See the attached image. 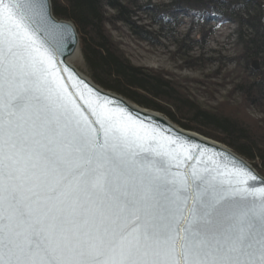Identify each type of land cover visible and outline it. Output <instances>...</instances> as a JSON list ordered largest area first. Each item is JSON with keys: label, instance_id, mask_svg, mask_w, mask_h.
<instances>
[{"label": "snow or ice", "instance_id": "obj_1", "mask_svg": "<svg viewBox=\"0 0 264 264\" xmlns=\"http://www.w3.org/2000/svg\"><path fill=\"white\" fill-rule=\"evenodd\" d=\"M74 40L49 0H0V264H264V179L110 100L90 119Z\"/></svg>", "mask_w": 264, "mask_h": 264}, {"label": "trees", "instance_id": "obj_2", "mask_svg": "<svg viewBox=\"0 0 264 264\" xmlns=\"http://www.w3.org/2000/svg\"><path fill=\"white\" fill-rule=\"evenodd\" d=\"M53 12L77 28L81 51L93 81L139 106L156 109L186 129L225 143L240 157L256 160L264 176V118L251 119L244 110L212 109L196 104L180 85L163 73L137 67L127 60L106 24L121 22L139 38L151 41L155 32L140 31L133 19L137 11L152 13L160 29L179 27L188 16L193 28L209 24L203 36L215 33L218 25L236 23L238 59L234 89L243 95L244 107L264 110L263 0H169L158 5L149 0H51ZM113 11V14L110 12ZM142 29V28H140ZM138 30V31H137ZM152 33V34H150ZM260 61L259 70L252 62Z\"/></svg>", "mask_w": 264, "mask_h": 264}, {"label": "rangeland", "instance_id": "obj_3", "mask_svg": "<svg viewBox=\"0 0 264 264\" xmlns=\"http://www.w3.org/2000/svg\"><path fill=\"white\" fill-rule=\"evenodd\" d=\"M147 1L149 0H138V3L141 5ZM160 2H169V0H152V3L156 5H159ZM110 12L113 14V11ZM133 19L134 27L138 30L155 32L156 35L153 34L151 41L139 38L134 32L135 30H131L121 22L106 24L115 41L119 42L129 62L137 67L164 73L168 80L178 83L181 89L191 96L192 101L203 107L223 109L228 113L235 111L240 117L244 110L251 119L261 120L264 118V110L254 106L244 107L243 95L234 89L235 83L239 81L235 69L240 64L237 38L235 37L236 23L218 25L215 33L203 36V32L210 29L209 24L193 28L188 16L180 18L181 25L176 28L173 26L170 30L160 29L159 23L154 21L152 13L147 14L138 10ZM81 54L82 58H72L70 63L76 66L84 76L91 78L82 51ZM130 102L139 106L132 100ZM139 107L168 118L175 126L185 131L199 134L227 146L225 143L207 137L200 132L180 126L166 113L144 106ZM247 161L257 171L260 170L261 167L256 160Z\"/></svg>", "mask_w": 264, "mask_h": 264}, {"label": "water", "instance_id": "obj_4", "mask_svg": "<svg viewBox=\"0 0 264 264\" xmlns=\"http://www.w3.org/2000/svg\"><path fill=\"white\" fill-rule=\"evenodd\" d=\"M49 3L51 5V17L53 22L56 25L70 26L75 35L74 42L68 43L67 46L62 49V54L57 57L60 61L58 68L61 70L60 75L63 77V83L66 85L68 91L72 93L76 103L84 109L90 119H92V117L88 112V105L86 101L96 102L97 99H99L100 103H105L110 100L114 102V105L124 107L127 111L131 112L133 116L138 117L140 120L149 124L150 127L155 126L158 130H161L162 133H167L171 137L179 136L181 141L187 140L192 145L199 144L201 149L205 152V160L208 156H213L219 163L233 164L236 162H243V164L249 167L259 178L264 179L255 167H252L244 157H240L234 150H231L227 146H224L210 138L208 139L204 136H200L199 134L197 135L195 133L185 131L182 128L175 126L168 118L160 116L157 113H151L144 108L142 109L127 100L124 96L118 95L110 90L108 91L102 86L97 85L88 76H84L76 66H73L70 63V60L74 57L75 51L80 47V38L77 28L72 22L65 19H59L55 15V12H53L52 1L49 0ZM262 14V21L264 25V7ZM253 67L259 70V61L255 60L253 62ZM64 69H67V71H64ZM81 95H83L84 99L80 98ZM217 153H220L221 155H216ZM233 158H235V160H233Z\"/></svg>", "mask_w": 264, "mask_h": 264}, {"label": "bare ground", "instance_id": "obj_5", "mask_svg": "<svg viewBox=\"0 0 264 264\" xmlns=\"http://www.w3.org/2000/svg\"><path fill=\"white\" fill-rule=\"evenodd\" d=\"M80 43V42H79ZM75 58H82V54H81V46L75 51V54H74V57L73 59ZM71 62V60H70Z\"/></svg>", "mask_w": 264, "mask_h": 264}]
</instances>
